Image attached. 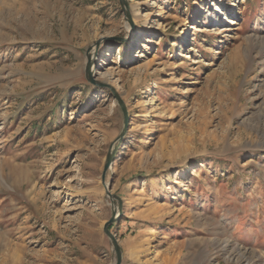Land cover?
I'll list each match as a JSON object with an SVG mask.
<instances>
[{
	"label": "rangeland",
	"instance_id": "rangeland-1",
	"mask_svg": "<svg viewBox=\"0 0 264 264\" xmlns=\"http://www.w3.org/2000/svg\"><path fill=\"white\" fill-rule=\"evenodd\" d=\"M113 205L121 264H264V0H0V264H115Z\"/></svg>",
	"mask_w": 264,
	"mask_h": 264
},
{
	"label": "water",
	"instance_id": "water-1",
	"mask_svg": "<svg viewBox=\"0 0 264 264\" xmlns=\"http://www.w3.org/2000/svg\"><path fill=\"white\" fill-rule=\"evenodd\" d=\"M87 73H88V79H89V81H91L92 83H95V81L91 77V73H90L89 66L87 67ZM117 101H118V104L120 105V107L122 109V112H123V115H124V127H126L127 121H128L127 109L125 107V104H124L123 100L121 98H119L118 96H117ZM112 162H113V150H111V152H109V154H108V156L106 158L105 165H104V170H103V174H102V180H103V184L105 185L107 194H108V196L112 200V203L114 204L115 203V200H117L119 202V204H120L121 203V199L117 195L112 194L110 188L105 183L106 174H107V171L109 170V168L111 167ZM117 210H120V206L119 207H115L113 205L112 217L105 223V225H104V232L106 233V235L112 241L113 248H114V251H115V254H116V262H115V264H121L122 263V250H121V247L119 245V242H118L116 236L110 231V228H109V226L119 216L117 214Z\"/></svg>",
	"mask_w": 264,
	"mask_h": 264
},
{
	"label": "bare ground",
	"instance_id": "bare-ground-1",
	"mask_svg": "<svg viewBox=\"0 0 264 264\" xmlns=\"http://www.w3.org/2000/svg\"><path fill=\"white\" fill-rule=\"evenodd\" d=\"M89 64H90V67L91 69L93 70L96 66L95 64V56H94V51L91 52V57L89 59Z\"/></svg>",
	"mask_w": 264,
	"mask_h": 264
},
{
	"label": "crops",
	"instance_id": "crops-1",
	"mask_svg": "<svg viewBox=\"0 0 264 264\" xmlns=\"http://www.w3.org/2000/svg\"><path fill=\"white\" fill-rule=\"evenodd\" d=\"M130 244H131V245L133 244L134 249H135V248H137L138 244H140V243H137V242L131 241Z\"/></svg>",
	"mask_w": 264,
	"mask_h": 264
}]
</instances>
